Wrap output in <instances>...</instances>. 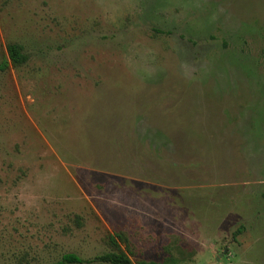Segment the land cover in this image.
<instances>
[{
    "label": "rangeland",
    "instance_id": "rangeland-1",
    "mask_svg": "<svg viewBox=\"0 0 264 264\" xmlns=\"http://www.w3.org/2000/svg\"><path fill=\"white\" fill-rule=\"evenodd\" d=\"M10 43L0 264H264V0H0Z\"/></svg>",
    "mask_w": 264,
    "mask_h": 264
},
{
    "label": "trees",
    "instance_id": "trees-1",
    "mask_svg": "<svg viewBox=\"0 0 264 264\" xmlns=\"http://www.w3.org/2000/svg\"><path fill=\"white\" fill-rule=\"evenodd\" d=\"M8 61L0 64V70H4L11 65L14 68H19L25 65L28 60V54L23 45L19 43H10L6 47ZM241 232V229L237 231ZM123 243L126 249H122L120 244ZM109 244L112 251L98 255L90 260H84L76 254H64L53 264H132L129 257L130 250L128 248V239L124 233H118L115 236L109 237ZM166 256L158 262H141L140 264H184L190 260L191 254L180 246L167 247Z\"/></svg>",
    "mask_w": 264,
    "mask_h": 264
}]
</instances>
